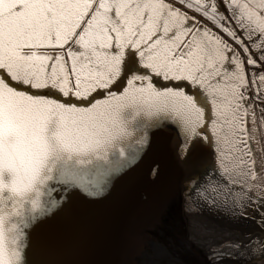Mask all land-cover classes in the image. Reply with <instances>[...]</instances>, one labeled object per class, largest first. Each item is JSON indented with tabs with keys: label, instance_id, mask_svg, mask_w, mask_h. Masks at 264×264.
Returning a JSON list of instances; mask_svg holds the SVG:
<instances>
[{
	"label": "snow or ice",
	"instance_id": "6c2138e0",
	"mask_svg": "<svg viewBox=\"0 0 264 264\" xmlns=\"http://www.w3.org/2000/svg\"><path fill=\"white\" fill-rule=\"evenodd\" d=\"M180 2L214 22L247 58L227 56L235 50L222 37L188 26L195 20L165 0H0V264H25V229L57 206L52 193L59 190L50 182L81 186L88 166L154 117L177 129V156L196 168L203 164L197 149L211 141L205 110L215 107L213 127L220 123L218 131L244 144L249 158L239 192L264 208V195H257L264 193V165L256 166L247 140L237 135L246 102L239 89L248 84L244 65L264 64V0H220L230 17L216 0ZM154 78L171 86L157 87ZM227 143L222 163L240 151ZM229 176L227 168L216 172L215 183L189 176L188 208L233 209L237 181ZM233 247L242 246L213 249L210 264L239 255ZM245 256L264 259V240H250Z\"/></svg>",
	"mask_w": 264,
	"mask_h": 264
},
{
	"label": "water",
	"instance_id": "95a60500",
	"mask_svg": "<svg viewBox=\"0 0 264 264\" xmlns=\"http://www.w3.org/2000/svg\"><path fill=\"white\" fill-rule=\"evenodd\" d=\"M154 82L171 86L159 78ZM204 119L211 141L197 149L196 158L203 160L199 167L178 158L177 129L161 116L144 120L105 160L88 166L81 186L50 182L59 190L52 193L57 206L25 229V264H144V253L164 224L197 209L185 202L188 177L214 182L222 172L215 107L205 110ZM157 123L166 126H151Z\"/></svg>",
	"mask_w": 264,
	"mask_h": 264
},
{
	"label": "rangeland",
	"instance_id": "374dc122",
	"mask_svg": "<svg viewBox=\"0 0 264 264\" xmlns=\"http://www.w3.org/2000/svg\"><path fill=\"white\" fill-rule=\"evenodd\" d=\"M169 1L174 3L176 2L178 5L182 6V8H184L193 19H196L195 25H193V20H190L191 26H203L213 30L216 35L222 37L230 47L234 48L235 52L239 56H243L244 60L247 58V54L241 50L242 46L238 45L225 33L220 31V29L215 26L214 22L209 21L207 18L201 16L200 13L195 12L193 9L187 8L180 2V0ZM216 3L219 7L220 13L223 16L226 15L228 10L225 8V6L222 5L220 0H216ZM238 30L243 31L242 29ZM245 38V36L241 35V39ZM249 51L259 55L255 47L250 48ZM247 66L248 69H252V81L257 83L259 92L263 95L261 100L258 99L259 101L257 106V108H259V113L261 116H263L264 82L258 81V77L264 75V64H258L257 66ZM239 115L240 117H243L241 113ZM228 137H231L230 133ZM232 143L235 144L237 148H239V142L237 143L235 139H232ZM228 149L226 148V151ZM234 153H236V151H234ZM233 155L228 156V162L231 163L232 167L237 168L240 166V163L234 161L235 158ZM194 211L196 214H189V216L188 214L184 215L179 213L177 216H179L180 219L174 218L173 220L175 221L170 220L164 224L162 227V235H166H159L158 240H156L155 244L150 247L147 254L146 252L144 253V264H210V258L208 257H211L213 249L220 250L222 246L229 245V241L232 242L235 237L240 238L242 236L246 237L251 234H256L254 233L256 231V226L250 224V222L247 221L245 217H239L235 207L233 209H223L222 211L205 207L202 209L197 208V211L194 209ZM194 211H192V213ZM233 212L235 214H232ZM190 241H195L197 243L202 242V244L199 246L197 245L198 247H195ZM236 250L237 248L233 251L235 252ZM237 261L238 260L235 257H224L216 261H211V264L242 263Z\"/></svg>",
	"mask_w": 264,
	"mask_h": 264
},
{
	"label": "bare ground",
	"instance_id": "6f19581e",
	"mask_svg": "<svg viewBox=\"0 0 264 264\" xmlns=\"http://www.w3.org/2000/svg\"><path fill=\"white\" fill-rule=\"evenodd\" d=\"M219 1V0H218ZM165 3L170 5L172 8L178 9L179 11L186 13L188 17H191L182 6L178 5L176 2H172L169 0H165ZM223 5V4H222ZM221 5V6H222ZM224 6V5H223ZM228 10V9H227ZM231 11L228 10L226 15L224 17H230ZM191 20V19H190ZM188 21V26H191L190 22ZM196 20V19H194ZM229 24L230 27L236 28L235 22L228 21L226 22ZM212 33H214L213 30L209 29ZM237 35L241 36L242 32L241 30L237 29ZM228 44V43H227ZM231 49H234L231 47ZM238 49V48H237ZM237 54L236 52H228L226 53L227 56L231 57L232 55ZM240 54V53H239ZM241 60H244L243 56H239ZM253 59H255V56H252ZM225 67L228 69V71L234 72L235 69L231 68L227 62H225ZM250 69V68H249ZM248 66L245 64L243 71L246 74V77L248 79V84L246 88L239 89V91H242L245 97L246 102L243 104V108L241 109V114L243 118V124L242 128L243 131H238V136L241 140H247V148L251 150V159L255 160L256 166L260 167L261 165H264V115L261 116L259 113L258 101L261 100V97H263L262 94L259 92L258 85L255 81H252V69L249 70ZM259 99V100H258ZM262 111V110H261ZM263 117V118H262ZM217 114H216V120L217 121ZM239 122V121H238ZM221 127L220 123H216L214 129L218 135V147L220 150V163L222 172L227 168L229 170L230 176L229 178H234L237 181V188L234 189V191L237 193L236 196V204H235V210L237 211V214L240 216L245 217L247 221L250 222V224L255 225V235L251 234L246 237H235V241L232 240L229 241V245H240L242 247L237 248V250L234 252L233 250L236 249L235 247L229 249L233 253H239V255H233L232 257L237 258V262H242L241 264H264V259L261 260H252L248 259L245 256V247L249 244V241L251 240L253 243L264 240V220H262V216H264V208H261L260 201L256 199L255 196L251 197V201L241 196L239 192V185L246 179V177L243 175L244 170L246 169L247 163L249 162V158L244 155L245 152V145L242 143H238L239 140H236V142L239 144L240 151H236V153L233 152L234 161L237 163H240V166L237 168L232 167L231 163L228 162V155L224 156L223 163L221 162V156L223 153H226V148L228 149L230 144L227 143L228 140H231L233 138H229L225 135L224 131H218ZM241 132V133H239ZM241 135V136H240ZM241 161H244V163H241ZM260 175L264 176V171L260 173ZM215 182V181H214ZM213 182V183H214ZM248 185H245L247 187ZM257 195H264V193L257 192ZM231 239V238H230ZM191 242V241H190ZM193 246H199L202 244V242H191ZM197 246V247H198ZM244 257V258H242Z\"/></svg>",
	"mask_w": 264,
	"mask_h": 264
},
{
	"label": "flooded vegetation",
	"instance_id": "af4514ba",
	"mask_svg": "<svg viewBox=\"0 0 264 264\" xmlns=\"http://www.w3.org/2000/svg\"><path fill=\"white\" fill-rule=\"evenodd\" d=\"M196 211H197V209H196ZM195 212V211H194ZM200 250V249H199ZM210 256V255H209ZM208 258H211V257H208Z\"/></svg>",
	"mask_w": 264,
	"mask_h": 264
}]
</instances>
